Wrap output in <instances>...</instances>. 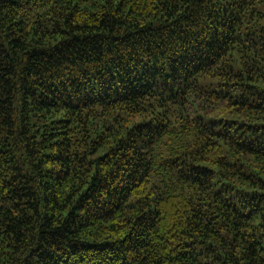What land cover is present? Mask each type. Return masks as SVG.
<instances>
[{"label": "trees", "instance_id": "16d2710c", "mask_svg": "<svg viewBox=\"0 0 264 264\" xmlns=\"http://www.w3.org/2000/svg\"><path fill=\"white\" fill-rule=\"evenodd\" d=\"M0 264H264V0H0Z\"/></svg>", "mask_w": 264, "mask_h": 264}]
</instances>
